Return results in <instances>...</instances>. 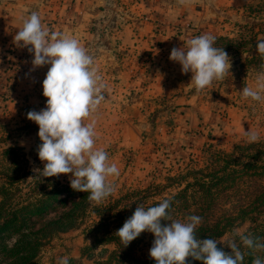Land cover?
Listing matches in <instances>:
<instances>
[{"label":"rangeland","instance_id":"374dc122","mask_svg":"<svg viewBox=\"0 0 264 264\" xmlns=\"http://www.w3.org/2000/svg\"><path fill=\"white\" fill-rule=\"evenodd\" d=\"M73 1L68 0L70 3ZM54 2L66 1L0 0V162L7 164L12 158L10 153L3 156V149L20 147L22 155H19L18 162L25 161L23 168L26 170L21 181L24 191L32 182V176L37 175L34 169H42L45 163L37 155V147L42 143L37 135L38 125L27 119L26 113L44 108L47 98L42 95V86H24L25 82L32 80L28 81L25 75L32 58L27 50L31 46H18L14 37L23 20L32 12H37L42 24L53 32L57 23V14L51 13ZM102 3L103 0L96 2L97 6ZM237 13L239 16L226 22L220 32L238 38L241 43L238 51L228 52L232 64L229 82L220 81L200 92L195 88L194 91L188 89L194 96L190 98V104L178 113L177 119L170 114L172 105H166L164 113H168L165 115L142 109L141 119L137 117L130 122L118 120L111 103L107 104L111 109L107 114L99 110L94 113L97 147L105 148L110 162L117 163L120 169L119 177H109L116 191L99 204L89 201L72 228L43 239L37 256L41 263L58 264L61 257L67 256L73 260L69 264H92L102 248H114L112 241L91 247L96 230L107 226L110 231L116 226L113 220L120 215L125 221L137 203L150 206L181 189L184 184L170 183L168 178L183 172L190 164L201 165L205 156L200 152L203 143L210 144L211 149L231 150L236 144H248L243 136L246 130L258 131L260 140L264 137V101L245 100L239 91L244 86H252L256 75L264 71V63L260 66V55L255 49L257 40L264 36L261 30L264 29V13L260 12V0H244L238 12L230 10L227 15L236 17ZM81 15L79 12L73 22L80 21ZM70 175L60 174L50 177V180L70 184ZM61 198L67 200L68 197L62 195ZM67 206L68 202L59 205L58 210L45 215V218ZM254 225V221L247 219L233 231H249ZM232 232L226 233L221 240L230 239ZM153 240V234L144 231L138 242V253L149 250Z\"/></svg>","mask_w":264,"mask_h":264},{"label":"clouds","instance_id":"9594fccd","mask_svg":"<svg viewBox=\"0 0 264 264\" xmlns=\"http://www.w3.org/2000/svg\"><path fill=\"white\" fill-rule=\"evenodd\" d=\"M179 3L187 5L193 0ZM14 41L20 47L31 46L27 50L33 56L34 67L50 65L42 81L46 106L26 113V118L38 125L37 135L42 143L37 147V155L45 162L42 169L34 171L40 177L71 174L73 190L89 193V201L101 203L116 191L109 177H119L120 169L117 163L110 162L105 148L97 147L94 113L105 100L103 91L108 85L93 56L77 38L50 31L37 12L23 20ZM215 41L214 35L204 33L188 39L187 47L170 50L169 59L179 63L182 74L191 73L190 81L197 92L231 74V58L223 47L214 46ZM255 49L264 56V38L257 40ZM239 91L245 100L264 101V71L256 75L252 86ZM89 118L92 119L85 123ZM243 136L249 144L260 140L259 132L254 130L244 131ZM172 200V196H167L150 206L137 203L132 215L115 233L123 246L148 231L154 236L149 256L155 264H187L189 257L202 264H244L246 256H252L251 264H264V257L254 255L264 252V242L259 237L247 230H234L231 238L224 241L201 239L196 232L202 217L173 219ZM225 247L230 251H225ZM58 264H69V257H61Z\"/></svg>","mask_w":264,"mask_h":264},{"label":"trees","instance_id":"16d2710c","mask_svg":"<svg viewBox=\"0 0 264 264\" xmlns=\"http://www.w3.org/2000/svg\"><path fill=\"white\" fill-rule=\"evenodd\" d=\"M260 12L264 13V0H260ZM214 36L215 47H223L227 53L240 49L238 38ZM262 63L264 56L260 55V66ZM200 148L205 154L201 165L190 164L183 172L168 178L170 183L184 184L169 195L173 197L172 218L183 220L188 215H198L202 223L197 228V236L218 241L244 220L251 219L255 225L248 232L264 242V137L259 143L236 144L231 150L211 149L207 143ZM19 150L18 146L3 149L2 155L10 153L12 158L10 163L0 162V264H43L37 258L43 239L76 225L89 203V193L75 191L70 184L54 182L39 174L32 176V182L24 191L21 181L26 175L25 161L18 162L22 155ZM62 195L68 197L67 200L62 199ZM67 202L69 206L45 218ZM123 217L119 215L113 220L116 226L112 230L108 231L106 226L93 234L91 247L112 241L114 248H102L92 264H155L149 250L138 253L143 232L123 246L115 234L125 222ZM225 251L230 250L225 247ZM254 255L264 257V252ZM251 260L252 256H246L244 264H251ZM187 264H202V261L189 257Z\"/></svg>","mask_w":264,"mask_h":264},{"label":"crops","instance_id":"0c3cea01","mask_svg":"<svg viewBox=\"0 0 264 264\" xmlns=\"http://www.w3.org/2000/svg\"><path fill=\"white\" fill-rule=\"evenodd\" d=\"M65 1L52 3L51 13L57 14L53 32L77 38L93 56L108 85L99 112L107 114L111 103L114 116L130 122L141 119L142 109L165 115L166 105H172L170 114L177 119L190 104L194 86L191 73L182 74L179 63L169 59L170 50L187 47L194 36L219 35L226 22L239 16H228V11L238 12L244 0H193L187 5L179 0H103L101 6L99 0ZM79 12L80 21L73 22ZM31 62L25 75L32 80L24 86H42L50 65L34 67Z\"/></svg>","mask_w":264,"mask_h":264}]
</instances>
